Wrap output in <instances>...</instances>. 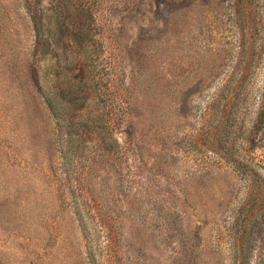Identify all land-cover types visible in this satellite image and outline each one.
Returning <instances> with one entry per match:
<instances>
[{
  "label": "rangeland",
  "instance_id": "374dc122",
  "mask_svg": "<svg viewBox=\"0 0 264 264\" xmlns=\"http://www.w3.org/2000/svg\"><path fill=\"white\" fill-rule=\"evenodd\" d=\"M0 264H264V0H0Z\"/></svg>",
  "mask_w": 264,
  "mask_h": 264
},
{
  "label": "trees",
  "instance_id": "16d2710c",
  "mask_svg": "<svg viewBox=\"0 0 264 264\" xmlns=\"http://www.w3.org/2000/svg\"><path fill=\"white\" fill-rule=\"evenodd\" d=\"M31 9V8H30ZM32 21L34 24V29L36 32V37H37V45H41L42 41H44V36H45V25L42 21L41 17L37 16V13L32 10Z\"/></svg>",
  "mask_w": 264,
  "mask_h": 264
}]
</instances>
